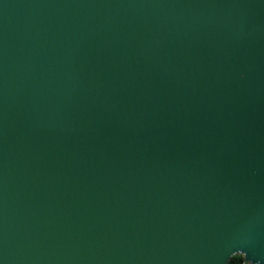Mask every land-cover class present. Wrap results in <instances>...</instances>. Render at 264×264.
<instances>
[{
    "label": "water",
    "instance_id": "water-1",
    "mask_svg": "<svg viewBox=\"0 0 264 264\" xmlns=\"http://www.w3.org/2000/svg\"><path fill=\"white\" fill-rule=\"evenodd\" d=\"M264 264V0H0V264Z\"/></svg>",
    "mask_w": 264,
    "mask_h": 264
},
{
    "label": "trees",
    "instance_id": "trees-1",
    "mask_svg": "<svg viewBox=\"0 0 264 264\" xmlns=\"http://www.w3.org/2000/svg\"><path fill=\"white\" fill-rule=\"evenodd\" d=\"M228 264H247V263H244L242 256L237 255V256L231 257Z\"/></svg>",
    "mask_w": 264,
    "mask_h": 264
}]
</instances>
